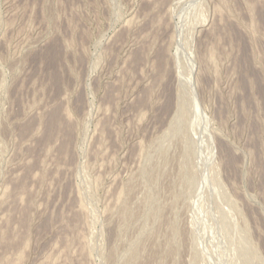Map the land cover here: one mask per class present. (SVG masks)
<instances>
[{"label": "rangeland", "instance_id": "1", "mask_svg": "<svg viewBox=\"0 0 264 264\" xmlns=\"http://www.w3.org/2000/svg\"><path fill=\"white\" fill-rule=\"evenodd\" d=\"M0 240V264H264V0H0Z\"/></svg>", "mask_w": 264, "mask_h": 264}, {"label": "bare ground", "instance_id": "2", "mask_svg": "<svg viewBox=\"0 0 264 264\" xmlns=\"http://www.w3.org/2000/svg\"><path fill=\"white\" fill-rule=\"evenodd\" d=\"M55 45V44H54ZM55 47L56 46H54V47H52V48H50L49 49V51L47 52V54L49 55V58L50 59H48L49 60V63H50V67H52L53 68V71H54V69H56V66L58 65V63H59V61L57 62V60H58V58H57V54H56V52L57 51H55ZM44 55H45V53H44ZM212 55V54H211ZM42 57V56H41ZM40 57V58H41ZM213 57V56H212ZM210 59V58H209ZM42 61H43V59H42ZM56 63H57V65H56ZM246 64V63H245ZM244 65V64H243ZM47 66V65H46ZM49 67V66H48ZM59 68V67H58ZM248 69V68H247ZM52 71V70H51ZM58 71V70H57ZM51 73V72H50ZM54 74L56 73V70H55V72H53ZM52 73V74H53ZM251 73V72H250ZM49 74V73H48ZM57 74H59V73H57ZM56 74V75H57ZM51 75V74H50ZM250 75V74H249ZM55 76V75H54ZM255 76V75H254ZM248 77H251V76H248ZM253 77V76H252ZM60 78V77H59ZM56 79H58V78H56ZM246 79V78H245ZM248 79V78H247ZM59 80V79H58ZM245 81V80H244ZM250 81H251V78H250ZM56 85V84H55ZM60 85V84H59ZM248 85H249V83H248ZM241 87H243V85H240ZM253 86V85H252ZM254 87V86H253ZM249 88V87H248ZM251 89V88H250ZM50 116H51V118H50V120H49V123H48V130H47V132H48V135H51L52 133H55V132H58V130L59 129H57L58 127V125H57V113L56 112H54L52 115L50 114ZM59 116V115H58ZM25 128V127H24ZM30 128V127H29ZM46 129V128H45ZM46 132V131H45ZM45 134H47V133H45ZM51 137H52V135H51ZM65 144V143H64ZM66 145H64V147H65ZM66 148V147H65ZM66 151V150H65ZM73 224V223H72ZM12 237V236H11ZM17 239V238H16ZM1 241V240H0ZM19 253V252H18Z\"/></svg>", "mask_w": 264, "mask_h": 264}]
</instances>
